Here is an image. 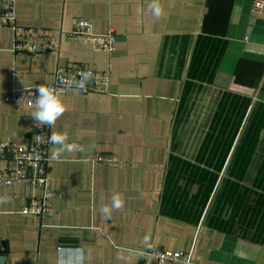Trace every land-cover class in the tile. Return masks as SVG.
<instances>
[{"label":"crops","instance_id":"crops-1","mask_svg":"<svg viewBox=\"0 0 264 264\" xmlns=\"http://www.w3.org/2000/svg\"><path fill=\"white\" fill-rule=\"evenodd\" d=\"M253 1L160 0L154 18L150 0H15L17 25L54 36L59 48L17 56L13 28L0 25V140L25 144L37 125L35 108L2 94L51 82L56 67L70 63L107 70L111 79L105 93L59 94L66 111L53 134L83 150L49 161V185L59 193L52 213H20L41 191L0 185L4 264H139L149 247L200 264H264V232L248 236L209 217L239 194L232 189L240 178L264 192V10L254 14ZM80 17L91 18L96 33L115 31L112 53L66 36ZM180 113L204 119L206 129L197 153L184 158L207 195L196 215L178 197L179 180L170 189L167 181ZM93 153L117 162L91 161ZM8 166L0 160V170ZM113 193L123 206L106 219L100 209Z\"/></svg>","mask_w":264,"mask_h":264},{"label":"built area","instance_id":"built-area-1","mask_svg":"<svg viewBox=\"0 0 264 264\" xmlns=\"http://www.w3.org/2000/svg\"><path fill=\"white\" fill-rule=\"evenodd\" d=\"M264 10V0H254L252 12L260 14ZM0 25L13 28V51L17 56L28 54L43 55L59 48V40L50 34H43L16 23L15 0H0ZM70 39L89 42L95 49L112 53L117 40L116 33L109 29L106 33L94 32L93 20L80 17L76 20L72 31L67 35ZM91 74L88 76V74ZM110 72L100 71L91 66L70 63L58 65L54 78L48 83H37L25 89H13L1 95V100L11 102L22 108H36V87L45 85L53 88L58 94L71 89L84 92L105 93L110 84ZM52 128L47 126L34 127V137L25 144L0 140V160H5L9 166L0 170V185H16L25 183L33 189L41 191V195L28 199L20 208L25 215L43 216L54 211V199L59 193L49 185V136ZM91 161L115 163V155L93 153ZM143 258L139 264H200L190 256L185 257L179 251L166 250L159 247H149L142 251Z\"/></svg>","mask_w":264,"mask_h":264},{"label":"rangeland","instance_id":"rangeland-1","mask_svg":"<svg viewBox=\"0 0 264 264\" xmlns=\"http://www.w3.org/2000/svg\"><path fill=\"white\" fill-rule=\"evenodd\" d=\"M202 122L204 123V119L197 122L191 116L186 118L180 113L177 115L171 135L170 170L167 181L169 184V179H171L172 185L169 189L173 188L175 182L179 180V184L176 185L180 192L178 197L181 200L183 197L187 201L186 207L191 209L189 213L193 215L204 210L203 201L207 195L201 193L205 191L204 185L197 184L196 178L191 177L190 169L186 171L184 158L191 159L192 155L197 153L201 140L199 137H204L201 134L206 131L200 128L203 127ZM201 150L203 146L200 152ZM238 180V182L236 180L232 182H236L240 187H233L232 191L236 190L239 194H230L228 201L222 200L218 205L220 208L212 209L209 217L226 229L248 236H259L264 232V192L255 193L253 189L245 188V180L244 182L241 178Z\"/></svg>","mask_w":264,"mask_h":264},{"label":"clouds","instance_id":"clouds-1","mask_svg":"<svg viewBox=\"0 0 264 264\" xmlns=\"http://www.w3.org/2000/svg\"><path fill=\"white\" fill-rule=\"evenodd\" d=\"M154 18H159L162 15V7L160 0H150L147 5ZM91 74L89 73L88 76ZM36 108L31 113L32 118L38 126H47L52 128L59 117L66 111V105L53 88L45 85L36 87ZM49 143L57 145L58 147L52 148L49 151V158L57 160L63 152L82 151L83 149L74 143L67 142L66 136L62 134H52L49 136ZM123 206V198L119 193H113L110 197V204L103 205L100 212L104 218L109 219L114 210H118Z\"/></svg>","mask_w":264,"mask_h":264},{"label":"water","instance_id":"water-1","mask_svg":"<svg viewBox=\"0 0 264 264\" xmlns=\"http://www.w3.org/2000/svg\"><path fill=\"white\" fill-rule=\"evenodd\" d=\"M7 250V246L5 245V243H3L2 241H0V264H4L5 262V256L3 255V253Z\"/></svg>","mask_w":264,"mask_h":264}]
</instances>
